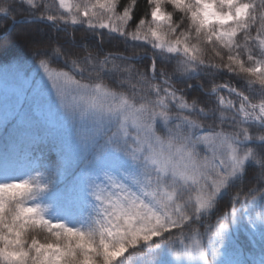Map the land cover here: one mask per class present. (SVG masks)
I'll return each mask as SVG.
<instances>
[{"label":"snow or ice","instance_id":"1","mask_svg":"<svg viewBox=\"0 0 264 264\" xmlns=\"http://www.w3.org/2000/svg\"><path fill=\"white\" fill-rule=\"evenodd\" d=\"M16 2L94 43L0 70V264H264V0Z\"/></svg>","mask_w":264,"mask_h":264},{"label":"trees","instance_id":"2","mask_svg":"<svg viewBox=\"0 0 264 264\" xmlns=\"http://www.w3.org/2000/svg\"><path fill=\"white\" fill-rule=\"evenodd\" d=\"M14 7L16 8L15 16L17 21H25L29 19L27 15L26 6L19 3V0L15 3ZM147 4L146 0H138L136 7V16L137 18L143 16L146 10ZM32 31V35H35L37 32L39 33V38L44 41V43L50 47L61 46L63 49L71 51L73 49H80L82 44L91 45L94 43V39L87 35L83 30H77L75 32H57L55 29L48 27L43 24H28L24 22L16 23L13 26L11 19H5L2 15H0V70L5 65L10 64L18 59H26L29 63L32 61L29 59L31 53L30 44L23 39L22 37L31 34L29 32ZM73 37L75 39L73 40ZM24 43L21 46L20 43ZM105 48L108 49H124L125 45L119 42L106 43ZM130 54V52H129ZM147 63V61H145ZM57 66L63 67V61H58ZM138 67H142V65H137ZM174 65H171L166 68L167 71L171 73ZM208 77H204L199 80H192L191 87H187L186 85H178V87H183L185 94L188 96L189 100L198 99L203 100L204 95L208 91ZM216 83H225L229 82L237 88H243V81H240L237 78H233L229 73L221 74L215 81ZM201 85H204L203 91L201 89ZM258 90V86H255ZM222 94H226L222 93ZM258 94V91L257 93ZM254 175L253 172L249 173V178ZM238 190V189H237ZM229 199L225 198L221 204L220 209L222 212L228 211L229 208ZM211 223H215V218L211 220ZM204 229L201 228V231ZM43 235L41 234V239H43ZM237 246L242 248L248 252L258 253V244L251 240L248 237L247 233L241 232L237 238ZM258 259V255L256 257ZM130 264H144L145 259H149L148 256H139L132 255L129 257Z\"/></svg>","mask_w":264,"mask_h":264},{"label":"rangeland","instance_id":"3","mask_svg":"<svg viewBox=\"0 0 264 264\" xmlns=\"http://www.w3.org/2000/svg\"><path fill=\"white\" fill-rule=\"evenodd\" d=\"M29 33L32 34V31L29 32ZM23 44H24V43L22 42V43H20V45H18V46H21V45H23ZM7 86H9V87L12 86V82H11V78H10V77H9L8 85H7ZM4 87H5L4 82H3V81H0V91H2ZM147 261H148V259H145V260H144V264H147Z\"/></svg>","mask_w":264,"mask_h":264}]
</instances>
